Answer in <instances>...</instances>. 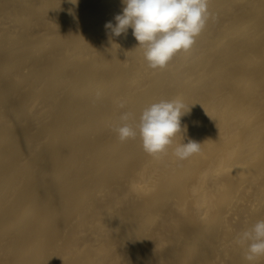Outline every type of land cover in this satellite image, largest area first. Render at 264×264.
I'll return each mask as SVG.
<instances>
[{"label": "bare ground", "instance_id": "6f19581e", "mask_svg": "<svg viewBox=\"0 0 264 264\" xmlns=\"http://www.w3.org/2000/svg\"><path fill=\"white\" fill-rule=\"evenodd\" d=\"M125 6L0 0V264H264L233 242L264 219V0H211L218 21L155 70L105 28ZM177 97L166 152L112 130Z\"/></svg>", "mask_w": 264, "mask_h": 264}, {"label": "clouds", "instance_id": "9594fccd", "mask_svg": "<svg viewBox=\"0 0 264 264\" xmlns=\"http://www.w3.org/2000/svg\"><path fill=\"white\" fill-rule=\"evenodd\" d=\"M69 2L78 4V0ZM122 2L126 5L123 14L116 15V23L108 22L105 28L116 37L126 34L131 28L139 47L144 48L148 68L153 70L167 67L178 52L189 51L208 22L216 23L219 18V14L210 9L211 0ZM100 98L98 92L93 103ZM120 107H124L123 102ZM188 112V106L179 97L161 100L144 108L138 117L132 111L122 112L119 123L112 130L122 143L139 138L144 152L155 157L166 152L176 135L186 130L182 129L181 117ZM201 145L189 140L176 146L173 154L178 160H186L199 153ZM233 242L244 248V259L248 262L264 256V219L237 233Z\"/></svg>", "mask_w": 264, "mask_h": 264}]
</instances>
